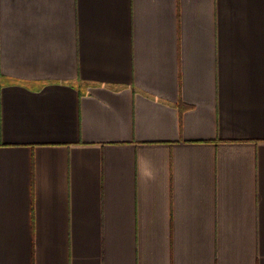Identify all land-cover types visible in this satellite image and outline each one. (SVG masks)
<instances>
[{"label":"crops","instance_id":"0c3cea01","mask_svg":"<svg viewBox=\"0 0 264 264\" xmlns=\"http://www.w3.org/2000/svg\"><path fill=\"white\" fill-rule=\"evenodd\" d=\"M0 264H264V0H0Z\"/></svg>","mask_w":264,"mask_h":264}]
</instances>
